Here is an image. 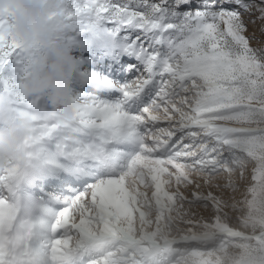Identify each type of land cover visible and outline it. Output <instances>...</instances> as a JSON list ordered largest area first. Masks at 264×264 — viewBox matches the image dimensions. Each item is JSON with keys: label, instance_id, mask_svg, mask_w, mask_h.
<instances>
[{"label": "snow or ice", "instance_id": "1", "mask_svg": "<svg viewBox=\"0 0 264 264\" xmlns=\"http://www.w3.org/2000/svg\"><path fill=\"white\" fill-rule=\"evenodd\" d=\"M50 19L71 120L26 98L37 45L0 8V125L23 129L0 264H264V0H53Z\"/></svg>", "mask_w": 264, "mask_h": 264}, {"label": "clouds", "instance_id": "2", "mask_svg": "<svg viewBox=\"0 0 264 264\" xmlns=\"http://www.w3.org/2000/svg\"><path fill=\"white\" fill-rule=\"evenodd\" d=\"M53 0H0V8L11 11V34L25 45L34 42L36 58L30 74L21 82L28 100L37 101L42 112L71 120L69 68L58 51L57 33L51 22ZM23 135L18 121L0 125V159L7 158Z\"/></svg>", "mask_w": 264, "mask_h": 264}, {"label": "rangeland", "instance_id": "3", "mask_svg": "<svg viewBox=\"0 0 264 264\" xmlns=\"http://www.w3.org/2000/svg\"><path fill=\"white\" fill-rule=\"evenodd\" d=\"M260 24L261 22L257 20L255 23H248L247 32L248 33H254L257 37L264 36V33L260 32ZM85 38L88 40H92L95 42L96 37L90 36L89 34H85ZM111 38H109L110 40ZM253 44L257 43L256 40L252 41Z\"/></svg>", "mask_w": 264, "mask_h": 264}]
</instances>
